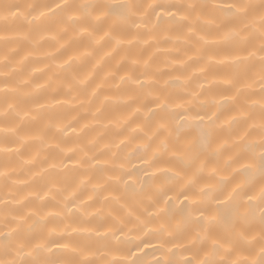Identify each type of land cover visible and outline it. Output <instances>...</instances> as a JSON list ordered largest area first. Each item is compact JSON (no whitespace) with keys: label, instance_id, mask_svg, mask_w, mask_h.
<instances>
[{"label":"clouds","instance_id":"9594fccd","mask_svg":"<svg viewBox=\"0 0 264 264\" xmlns=\"http://www.w3.org/2000/svg\"><path fill=\"white\" fill-rule=\"evenodd\" d=\"M0 264H264V0H0Z\"/></svg>","mask_w":264,"mask_h":264}]
</instances>
